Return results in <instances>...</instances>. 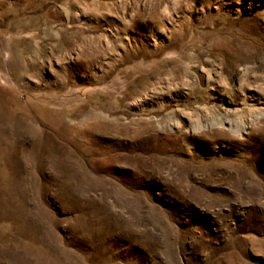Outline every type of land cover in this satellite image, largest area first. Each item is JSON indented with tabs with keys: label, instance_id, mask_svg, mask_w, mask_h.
Returning <instances> with one entry per match:
<instances>
[{
	"label": "rangeland",
	"instance_id": "1",
	"mask_svg": "<svg viewBox=\"0 0 264 264\" xmlns=\"http://www.w3.org/2000/svg\"><path fill=\"white\" fill-rule=\"evenodd\" d=\"M262 94L264 0H0V264H264Z\"/></svg>",
	"mask_w": 264,
	"mask_h": 264
},
{
	"label": "bare ground",
	"instance_id": "2",
	"mask_svg": "<svg viewBox=\"0 0 264 264\" xmlns=\"http://www.w3.org/2000/svg\"><path fill=\"white\" fill-rule=\"evenodd\" d=\"M260 91V90H259ZM258 91L257 90H255V93H257ZM260 93V92H259ZM262 95H264V94H262ZM257 108V107H256ZM257 118H264V105H260V106H258V108H257ZM227 120V119H226ZM224 124V123H223ZM222 124V125H223Z\"/></svg>",
	"mask_w": 264,
	"mask_h": 264
}]
</instances>
